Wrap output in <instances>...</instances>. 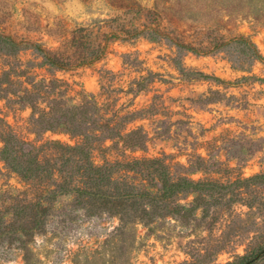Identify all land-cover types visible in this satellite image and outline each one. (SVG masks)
Segmentation results:
<instances>
[{
    "label": "rangeland",
    "instance_id": "374dc122",
    "mask_svg": "<svg viewBox=\"0 0 264 264\" xmlns=\"http://www.w3.org/2000/svg\"><path fill=\"white\" fill-rule=\"evenodd\" d=\"M6 132L51 167L59 141L173 177L264 173V0H0V149ZM46 177L54 192L0 158V212L27 205L0 264H223L264 241V185L121 221Z\"/></svg>",
    "mask_w": 264,
    "mask_h": 264
},
{
    "label": "trees",
    "instance_id": "16d2710c",
    "mask_svg": "<svg viewBox=\"0 0 264 264\" xmlns=\"http://www.w3.org/2000/svg\"><path fill=\"white\" fill-rule=\"evenodd\" d=\"M2 142L0 158L24 180L36 181L41 184L42 191L54 192L43 183V180L47 175H58L59 180L56 182L59 190L71 193L78 201L97 202L107 211L118 215L121 221L126 218L148 220L156 210L166 207V201L180 199L179 196L192 197V206H182L184 211L198 207L196 201L202 198L250 199L246 194L248 190L254 186L264 185V173L229 182L193 180L186 176L173 177L160 158L97 165L90 159L84 143L71 146L59 141H50L63 155L68 154L61 159L57 167H51L47 165L55 164L40 158L32 149H25L23 145L29 142L17 138L14 134L10 132L3 134ZM74 152L80 154L83 161H77V164L72 166L74 158L71 159L69 155H73ZM68 164L71 166H67ZM161 201L163 205L159 204ZM26 207L24 204L13 207L9 219H5L0 212V243L11 239L21 242L17 235L21 231L13 229L12 226L13 221L23 215ZM182 207L174 206L169 212H179ZM263 259L264 241L255 250L249 249L223 264H257Z\"/></svg>",
    "mask_w": 264,
    "mask_h": 264
}]
</instances>
